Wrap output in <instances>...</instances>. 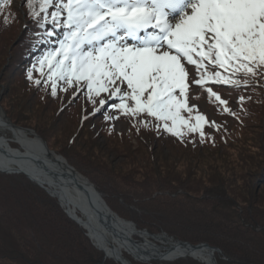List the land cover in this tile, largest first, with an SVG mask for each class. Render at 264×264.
<instances>
[{"label": "trees", "instance_id": "trees-1", "mask_svg": "<svg viewBox=\"0 0 264 264\" xmlns=\"http://www.w3.org/2000/svg\"><path fill=\"white\" fill-rule=\"evenodd\" d=\"M26 3L27 0H11L0 12V68L6 65L15 69V79L19 80L22 69L29 66L34 70L31 80L42 81L48 79L47 67L44 75L37 71L39 59L58 45L62 30L50 24L38 26L27 16ZM49 30L56 35L47 36ZM21 85L23 98L34 99L37 105H51L56 109L53 121L60 117L64 119V129L68 127L70 131L74 126L75 132L55 148L44 126L22 122L21 115L12 117L6 112L7 118L16 127L34 131L51 151L62 156L96 187L120 218L132 222L139 231L153 235L162 231L174 241L208 243L223 252L225 259L215 256L217 264H264V78L258 75L248 85L241 83L238 87L211 82L206 85L204 94L215 117L205 119L216 126L205 123L203 142L199 132L181 128L186 133L181 138L164 131L162 126L158 128L156 125L162 122L154 117L146 114L133 117L114 109L115 118L128 124V133L105 134L106 143L114 145V153L126 159L144 154L142 171L140 167L120 171L89 153L90 149L98 148L99 137L92 129L95 123L88 111L93 104L85 88L72 101L68 98L70 94L62 90L69 88L63 82H58L55 97L50 82L38 96L41 83ZM1 86L8 87L4 81ZM207 87L228 102L230 112H224L225 105L208 96ZM82 98L86 100L84 103L80 102ZM66 103L67 111L60 115ZM181 115L195 123L192 117L196 112L185 111ZM85 116L87 119H83ZM77 140L88 144L89 150L83 153L76 145ZM12 147L18 148L15 144ZM163 152H170L172 157L162 158ZM204 153L209 158L224 159L226 170H198ZM192 161L197 164L192 166ZM227 170L230 174L224 177ZM165 209L168 217L193 224L186 222L188 226L184 227L162 221L158 213ZM188 228L196 234L191 235ZM256 250L257 255H253ZM125 258L130 264H206L190 257L149 263L126 255ZM0 264L118 263L105 258L93 246L85 230L67 217L55 198L22 174L0 172Z\"/></svg>", "mask_w": 264, "mask_h": 264}, {"label": "snow or ice", "instance_id": "snow-or-ice-1", "mask_svg": "<svg viewBox=\"0 0 264 264\" xmlns=\"http://www.w3.org/2000/svg\"><path fill=\"white\" fill-rule=\"evenodd\" d=\"M10 3L0 0V12ZM26 6L38 26L62 30L58 46L39 59L37 71L44 75L47 67L43 82L54 97L58 82L85 88L93 104L107 93L93 116L116 98L112 107L120 113L154 117L158 128L181 138V128L199 132L203 142L205 123L216 125L204 115L192 117L194 124L181 115L192 112L190 92L209 82L238 87L264 78V0H27ZM206 91L230 112L218 93Z\"/></svg>", "mask_w": 264, "mask_h": 264}, {"label": "bare ground", "instance_id": "bare-ground-1", "mask_svg": "<svg viewBox=\"0 0 264 264\" xmlns=\"http://www.w3.org/2000/svg\"><path fill=\"white\" fill-rule=\"evenodd\" d=\"M0 128L2 130H8L12 134L11 139L0 137V169L23 172L30 179L40 184L59 201L62 208L72 218L76 220L81 219V225L84 227L91 242L108 258H111V260L118 264H130L125 258V255L138 261L151 257H159L160 253H162V256H166L167 258L187 255L199 261L209 263L211 257V252L209 251L185 246L177 247V244L166 236H157L154 241L144 234H136L132 227L121 222H112V220L105 219L110 221L108 223L110 226L109 229L103 226L101 222H98V218L94 216V214H91L86 208L85 201L81 194V188H88L91 192L94 190L82 177L75 175L76 179H74L72 175L68 174L69 171L67 172V169L66 172L69 175L68 177L58 175L59 168L50 167L47 164V161L52 157L46 154L47 150L40 140L37 137L30 136L24 131L13 128L1 113ZM11 144L18 145V148H13ZM22 153L31 154L34 157L40 158L41 161L38 165L47 164L46 168L50 169L52 174L37 167L34 163H24L20 161L17 155ZM94 197L93 195L92 198L95 207L104 214L101 208V202L98 198ZM136 238L140 239V241H136ZM131 240L138 244L139 249L132 246L130 243ZM215 256L216 254H214V257Z\"/></svg>", "mask_w": 264, "mask_h": 264}, {"label": "rangeland", "instance_id": "rangeland-1", "mask_svg": "<svg viewBox=\"0 0 264 264\" xmlns=\"http://www.w3.org/2000/svg\"><path fill=\"white\" fill-rule=\"evenodd\" d=\"M22 72L23 73L20 74V78H19L20 82H19L18 79H15V75L17 76L15 69L13 70V68H11V70H10V68L9 69L6 68V65L3 68H0V109H2L5 116H6V112L8 114H10L12 117L13 116L16 117V114L18 116L21 115L22 118H24L22 120V122L26 121L27 123L32 124V125L39 124L40 126H44L45 128H47L48 133H49L48 135H50L49 142L55 148H58L59 144L62 141L67 139V136L69 137L70 135H72V132L73 133L75 132V127L71 126L70 131L67 129L68 127L64 129V119L61 120L60 117L58 118V120H57V118L55 119L56 122L53 121V119L56 117V116H54V110H56V109L52 108L51 105H49V106H43V105H39V104L37 105L36 100L30 99V101H28L27 99L23 98L24 94L20 91V89H21L20 86H22L21 84H23V85L26 84V86H27L29 83H35V82L28 79L29 72H31V75L34 74L33 68L27 66L26 68L22 69ZM44 80L45 79L43 78V80L41 82L42 87L40 86L39 90H37V96L40 95L41 91L43 92V90L47 87V83L43 82ZM3 81H4V85L7 84L8 87L1 86V84H3ZM123 87L126 88V85H124ZM191 87L194 89H198V86H196V85H192ZM82 89L83 88H81L80 91L77 92L75 90V85H73L72 87L67 88L66 95L70 94V95H68V98L70 97V100L74 101L79 96V94L82 93L81 92ZM107 96H108V94L105 93V95H103L102 98H107ZM70 100L68 99V101H70ZM99 100H100V98L96 99L95 104L92 103L93 105L91 106L90 110L88 111L89 117H92L93 121L95 123V125L92 127V129L95 130L94 131L95 134L99 137L98 148L97 149H95V148L90 149L89 153H92L95 157L100 158V160H105L112 167L117 168L120 171L121 170L128 171V170H130V168L132 169L135 167H140L141 171H142V166H144V163L142 161L144 154L133 155V156L131 155L132 156L131 159H129V158L126 159V158H124L123 155H120L119 153L118 154L114 153L115 152V150H113L114 145L106 143V140H105V137H106L105 134L128 133V124L120 118H115L116 117L115 111H114V108L112 107L113 105L120 103L119 99H116V98L107 99V104L105 105V107L100 112H97L95 114V116L90 115V113H92L94 107H99ZM85 101L86 100L84 98H82V100L80 102L84 103ZM67 106H68L67 103L65 105H63V110L60 111V115H62V113H64L63 111H67L66 110ZM189 107L192 108V111L196 112L197 114L204 115L208 119H213L215 117L214 110L208 104V98L205 96L203 89H198L196 91L190 92ZM71 113H73V112H71ZM71 113H70V115H71ZM105 114L112 116L113 119L105 120L104 119ZM72 117H74V114L72 115ZM62 118H64V117H62ZM52 121L55 122L54 126H52V123H53ZM59 128H61V129H59ZM62 129H64V130H62ZM50 131H52V132L50 133ZM0 137H5L7 139H11L12 134L8 130H2L0 128ZM78 140L76 141L77 147H79V148L81 147L83 149V153L87 152L89 150L88 144H83L82 142H79ZM46 146H47V144H46ZM105 146H106V148H104ZM119 151H121V150H119ZM100 153H101V155H100ZM55 154H57V153H55ZM208 156H209L208 154L204 153L202 164L198 165L197 163L192 161L191 162L192 166H195L197 164L198 170L203 171V172H208L211 169H213V170L216 169V170H219L220 172L226 170L227 167L225 166L226 162L224 161V159H221L220 157L209 158ZM163 157H167V158L172 157V154L170 152H165V153L163 152L162 158ZM143 160L145 161V159H143ZM227 164H228V162H227ZM179 165H181V167L184 166L182 160L179 161ZM226 173H227V175H224V177H228V175L230 174L229 170H227ZM100 195H101V193H100ZM101 197H102V195H101ZM158 215L162 221L167 222V223L168 222H175V223H178L184 227L188 226L186 224V222L189 225L193 224L192 222H190L188 220L180 219L178 217H173V218L168 217L169 212L166 209L162 210V212L158 213ZM126 222H130V221H126ZM130 223H132V222H130ZM188 229H190L191 235L196 234L194 229H192V228H188ZM136 230H138V229H136ZM141 231H143V230H141ZM162 234H165V233L164 232L162 233V231H161L159 233V235H154V236H160ZM2 235L4 237H7L4 234H2ZM151 235H153V234H151ZM135 240L140 241V239H137V238ZM238 240H240V238H238ZM241 242H243V240ZM257 253H258V250H256L255 253H253V255H257ZM217 256L221 257L222 259H225L223 257V254L217 255ZM215 259H216V257H215Z\"/></svg>", "mask_w": 264, "mask_h": 264}, {"label": "water", "instance_id": "water-1", "mask_svg": "<svg viewBox=\"0 0 264 264\" xmlns=\"http://www.w3.org/2000/svg\"><path fill=\"white\" fill-rule=\"evenodd\" d=\"M0 113L4 115V118L7 120V122L13 127V128H16V129H19L21 131H24L25 133L29 134L30 136H33V137H37L40 142L42 143V145L44 146V148H46L47 152L46 154H48L50 157H52L51 159H49L47 161V164L50 166V167H56V168H59V174L58 175H62L63 177L65 176H69V175H72L74 179H76L75 175H78L79 177H82L85 182L87 184H89L92 189L94 191H90L88 188H81V194L83 196V199L85 201V204H86V208L88 211H90L91 214H94V216H96L98 219V222H101V224L105 227H107L109 229V222L108 220H112V222H121L123 224H126L127 226H130L133 228L134 232L136 234H144L146 235L148 238H150L151 240H154L155 241V238L157 236H154V235H151L150 233H148L146 230H143V231H139V230H136L134 225L130 222H126L125 220L121 219L120 217H118L109 207L108 205L106 204V202L104 201V199L101 197L100 193L96 190V188L94 187V185H92L88 179H86L85 177L81 176L74 168H72L71 166H69L66 162V160L62 157V156H59L57 154H55L53 151L51 150H48L47 147H46V143L32 130H28V129H23V128H19V127H16L15 125H13L10 120L5 116V114L3 113L2 109H0ZM18 159L20 161H23L24 163H34L37 167H40L42 169H44L45 171H48L49 173L52 174V171L50 169H47L46 168V165L47 164H43V165H38V163L41 161L40 158L38 157H34L32 156L31 154H18L17 155ZM65 168V169H64ZM66 169H67V172L69 171V175L67 174L66 172ZM0 172L2 173H5V174H23L25 175L30 181L36 183L42 190H44L48 195H50L51 197H54L52 196L49 192H47L40 184H38L37 182L33 181L32 179H30L26 174H24L23 172H20V171H14V170H2L0 169ZM94 192V193H93ZM95 196L94 198H98V200L101 202V208L102 210L104 211V214L102 212H100L96 207H95V204H94V201H93V198L92 196ZM55 198V197H54ZM59 202V201H58ZM65 214L67 215V217L69 219H71L72 221H74L78 226H80L83 230L84 227H82L81 225V219H74L72 218L66 211H65ZM103 214V215H102ZM105 219H108V220H105ZM86 236L88 237V235L86 234ZM160 236H166L165 234H162ZM89 238V237H88ZM168 239L172 240V238L170 237H167ZM174 243L177 244V247H180V246H185V247H188V248H195V249H203V250H206V251H209L211 252L210 254V259H209V263L207 262H203V263H206V264H217L216 263V259L214 257V254L216 255H222V251L218 248H215L213 247L212 245L210 244H207V243H202V244H191V243H188V242H180V241H174L172 240ZM130 243L132 244V246L134 248H137L139 249L138 247V244H136L134 241H130ZM163 249H166V248H163ZM99 250V249H98ZM105 258H108L105 254H104ZM185 257H190L192 259H195L191 256H187V255H179V256H176L175 258H167L166 256H162V253H160V256L159 257H151L149 259H145V260H138L140 262H144V263H149V262H152V261H175V260H178V259H181V258H185ZM108 259H111V258H108ZM197 260V259H195ZM121 263V262H119ZM121 264H125V263H121Z\"/></svg>", "mask_w": 264, "mask_h": 264}]
</instances>
